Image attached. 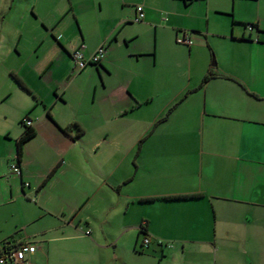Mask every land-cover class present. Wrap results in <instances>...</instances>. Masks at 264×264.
<instances>
[{"label": "crops", "instance_id": "0c3cea01", "mask_svg": "<svg viewBox=\"0 0 264 264\" xmlns=\"http://www.w3.org/2000/svg\"><path fill=\"white\" fill-rule=\"evenodd\" d=\"M19 5L17 54L0 49L27 97L0 152V249L34 244L15 264H264V0H0V20ZM100 44L78 69L71 52Z\"/></svg>", "mask_w": 264, "mask_h": 264}, {"label": "rangeland", "instance_id": "374dc122", "mask_svg": "<svg viewBox=\"0 0 264 264\" xmlns=\"http://www.w3.org/2000/svg\"><path fill=\"white\" fill-rule=\"evenodd\" d=\"M23 6H15L12 15L6 14L3 20H0V26H3L4 33L0 35V49L2 55L6 57L11 53L17 54V37L13 35V31L10 30V23L17 24V20L20 18L19 14L22 13ZM6 28V29H5ZM1 33V32H0ZM23 38L20 47L24 50L26 46L27 49L33 50L34 44L30 42V36ZM182 44V43H180ZM186 46L185 44H182ZM11 50V53H7ZM5 60V59H4ZM4 63V62H3ZM8 93V97L6 96ZM6 96V97H5ZM24 96V95H23ZM23 96L19 88H17V81L12 74H9L5 67L0 68V152L1 150H6L10 147H15V139H7L5 136L6 130L10 131L12 135L21 128V125L17 121V115L19 111V104L23 101ZM27 98L26 96H24ZM24 114L22 115V117ZM21 117V118H22ZM20 118V119H21Z\"/></svg>", "mask_w": 264, "mask_h": 264}, {"label": "built area", "instance_id": "2783aa9c", "mask_svg": "<svg viewBox=\"0 0 264 264\" xmlns=\"http://www.w3.org/2000/svg\"><path fill=\"white\" fill-rule=\"evenodd\" d=\"M135 9L137 14L134 17V20H141L144 17V11L142 5L141 4L136 5ZM175 40L176 42L185 44L187 46L193 44V38L185 30L178 31L175 36ZM105 51H106L105 44H100L89 58H85L82 51L79 48H77L71 52V57L76 67L78 69H81L88 62L99 63L102 60V58L105 56ZM22 121L26 125H32L33 119L27 115L22 118ZM9 169L14 173L17 174L20 173L19 166L16 162L12 163L9 166ZM85 231L87 233L89 230L87 229ZM149 241H150L149 237L146 235H144L141 239L142 244H148ZM34 249L35 246L31 242L28 241L19 242L15 246H11L5 249L4 252L0 254V264H3L6 261H10L14 264L19 262H24L26 253L32 252L34 251Z\"/></svg>", "mask_w": 264, "mask_h": 264}, {"label": "trees", "instance_id": "16d2710c", "mask_svg": "<svg viewBox=\"0 0 264 264\" xmlns=\"http://www.w3.org/2000/svg\"><path fill=\"white\" fill-rule=\"evenodd\" d=\"M207 77H208V75H204V77L202 79V82L205 81ZM19 82L21 83L20 80H19ZM176 104L177 103L175 102L170 107H168V109L166 110L164 116H162V117L164 118L166 115H168ZM24 116H27V115H24ZM22 118L20 120V123L24 126V131L21 133V135L16 140V158H17V160L20 158L22 144L34 134V129L31 127V125L24 124L23 121H22ZM71 126H77V124L76 123H72L71 125L65 126L63 128V130L65 131V130L69 129ZM189 196H192V195H183V196H176V197H189ZM140 232H144V229L141 228ZM15 245L16 244H12V245H8L7 246L6 244L3 243V246L0 249V254L2 252H4L5 249H7V248H9L11 246H15ZM3 264H14V263H12L10 261H6Z\"/></svg>", "mask_w": 264, "mask_h": 264}]
</instances>
